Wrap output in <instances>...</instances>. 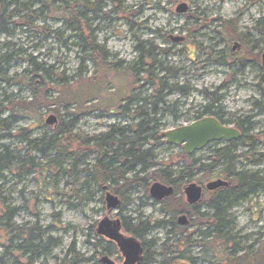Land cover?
I'll return each mask as SVG.
<instances>
[{
	"label": "rangeland",
	"instance_id": "1",
	"mask_svg": "<svg viewBox=\"0 0 264 264\" xmlns=\"http://www.w3.org/2000/svg\"><path fill=\"white\" fill-rule=\"evenodd\" d=\"M62 1L70 2L71 8L82 13L80 22L90 30L96 44L106 51L109 68L102 67L97 56L95 63L82 61L87 53H81L71 45L74 41L68 39L71 33L65 30L64 20L68 16L62 10ZM85 2L88 3L87 9L81 8L82 1L24 0L30 5L29 9L11 17L5 22L7 34L0 33V56H8L7 63H0V101L7 96L10 101L4 103L7 108L17 99L28 104L32 99L31 90H34L38 92L41 104L38 111L29 109V115L17 118L15 123L7 121L8 129L0 131L3 136L0 149L5 147L12 155L19 156L27 169L23 173L29 171L27 174L4 173L0 182L8 205L18 209L14 222L28 227L37 224L46 230L45 238L55 241V246L36 264H58L72 244L80 258L88 259L96 243L91 226L96 228L104 217L115 219L118 210L105 208L104 201L100 200L102 193L90 197L78 191L79 184L85 180V175L80 172L93 163L95 154H86L77 162L75 171L78 174L69 175L72 158L61 156L54 150L40 155L28 141L44 133L51 134L55 127L44 123L50 116L56 119L53 125H58L59 120H72L68 114H75L78 122L73 132L87 137L104 134L111 127L129 126L131 120L122 111L126 101L133 97L149 98L157 89L156 85L145 83V75L127 72L138 62V46L153 49L154 76H162L158 66L172 67L176 75L167 84L183 87L188 92L186 96L176 91L167 93L165 107L169 110L157 116L161 118L159 131L196 121V115L210 103L205 93H216L215 107L222 112L219 123L234 128L237 122L247 120L244 129H249L231 152L234 159L230 166L236 172L254 173L264 178V161L251 162V159L258 160L264 155V69L261 64L264 34L254 30L256 21L264 17V0ZM182 7L185 11L179 13L177 10ZM35 10L39 12L31 14ZM175 38L183 40L175 41ZM163 51H167V55H163ZM29 61L47 71L45 75L34 76L31 90L24 85L25 71L31 68ZM149 62L144 59L142 64L145 66ZM43 82L45 86L40 88ZM7 116L8 111L0 116V120H6ZM223 146L225 142L211 143L190 158L181 155L183 151L179 146L163 145L155 149L154 165L145 174L149 185L147 189L138 186L131 193L132 203L126 209V216L133 223L141 221L151 227L170 218V212L175 210L176 223V218L184 214L182 202L185 199L182 202L176 199L175 206L170 205L167 212L161 211L148 195L150 185L156 182L154 173L166 167L179 171L189 166L192 159L209 163V153ZM224 168L225 165L217 167L212 171L213 176L193 172L191 182L207 184ZM206 195L203 201L208 200ZM202 212L209 213L204 207L200 210ZM226 215L232 222L228 233L231 244L227 246L203 241L186 249L182 240L197 229L196 223L200 221L196 218L187 227L186 234L181 238L176 235L177 241L172 239L165 250L161 244L168 227L151 229L144 239L155 242L153 264H171L172 256H177L178 251H183L194 264H206L210 260L220 264H264V193L234 204ZM191 238L195 240L197 236L191 235ZM6 240L1 232L0 256L5 252ZM237 246L235 255L227 256V252ZM173 250L175 252L171 255ZM111 259L116 264L123 261L120 254ZM4 260L7 264L26 263L17 254L7 255ZM82 263L94 264L95 260Z\"/></svg>",
	"mask_w": 264,
	"mask_h": 264
},
{
	"label": "trees",
	"instance_id": "2",
	"mask_svg": "<svg viewBox=\"0 0 264 264\" xmlns=\"http://www.w3.org/2000/svg\"><path fill=\"white\" fill-rule=\"evenodd\" d=\"M78 1H82L81 8H88V3H83L85 0H73L74 3ZM62 5L63 12L65 14L67 13L68 16V19L64 20L65 30L71 33L68 39H72L76 42H73L71 45L80 49L81 53H87V55L84 54L85 56L82 58V61L88 60L95 63L94 59H96L95 56H97L100 63H102V67L107 66L109 68L106 51L103 47L96 44L95 38H91L90 30L88 28L86 30L80 22L79 18L82 13L77 12L75 8H71L69 6L70 2L62 1ZM29 6V4L24 3V0H0V33L7 34L8 30L5 22H8L11 17L19 15V13L26 8L29 9ZM37 12H39V10L31 12V14H36ZM254 30L264 34V17L256 21ZM56 32L58 31L56 30ZM136 51L139 55L138 62L136 64L134 63L135 65L133 67L127 69V72L130 70L134 75H145L147 77L145 83L156 85L157 89L154 95L150 94L149 98L136 99L133 97L126 101L122 111L124 114L126 113V117L131 120L129 126H124L119 129L111 127L110 130L104 134L87 137L73 132L78 122L77 116L75 114H68L72 118V120L68 122L59 120L58 125H47L44 122L45 125L55 127V129L51 131V134L44 133L39 137L30 139L28 143L32 145L33 150L37 151L40 155L44 156L46 153L54 150L61 156L72 158L71 166L68 170L69 175L78 174L75 171V167L77 166V162L83 159L86 154H95L96 156L93 163L85 166L80 172L85 175V180L81 181L79 184L78 191H82L90 197H93L97 192L102 193L100 200L103 201V194H105V192L108 191L114 194L119 199V207L116 216L121 220L122 230L141 242L143 254L139 264H153L155 263L154 256L156 253L153 252L152 249L155 246V242L146 240L144 237L151 229L169 228L167 224L168 221L162 220L156 222L155 225L151 227L147 223L141 221L133 223V220L126 216V209L132 203L130 195L135 191L136 187H145L147 189L149 180L145 174L148 169L154 165V151L158 147L166 145L161 138L162 132L159 131L158 123L161 121V118L157 116L160 114L163 115L164 112H168L169 110V108L165 107L167 93L176 91L180 95L186 96L188 92H186L183 87L179 88L175 84H167L168 80L176 75V71L172 67L158 66L157 70L159 73H162V76H154L153 69L156 62L151 60L154 53L152 48L138 46ZM162 54L167 55V51H163ZM144 59L150 61L145 66L143 65L144 63L142 64ZM7 62L8 56L1 55L0 63ZM28 65L31 68L25 71L27 75L24 77V85L26 89L31 90L30 83L35 79L34 76L38 74L45 75L47 71L32 61H29ZM262 79H264V75ZM3 81L8 80L3 79ZM155 81H157V83H155ZM44 86L45 83L43 82L40 88ZM31 94L32 99L28 104L22 99H17L15 103L9 104V108L4 106V103L10 102L8 101V97L4 96L3 100L0 101V116L7 111L8 116L6 120H0V131L8 129L6 125L7 121L10 120L15 123L17 118L20 119L29 115V109H36V111H38L41 105L37 98L38 92L35 93L34 90H31ZM205 96L210 100V103L205 106L202 113L197 114L194 119L210 116L221 121L222 118L220 115L222 112L219 108L215 107L218 101L217 94H208L206 92ZM130 105L133 106L130 107ZM172 112L173 111L170 113ZM246 123L247 120H243L235 124V128L240 130L242 134L240 137L241 139L244 137L245 133L249 131V129H244ZM2 137L3 136L0 134V140ZM245 139H248V137L245 136ZM238 140L227 142L225 146L213 149L207 157L209 163H201L200 160L192 159L190 160L191 163L189 166L175 171V175H177L175 176V200H180L177 195L181 193V186L191 180V173L193 172L191 169L196 166L197 168L194 169V171L209 176L211 175V171L219 166L225 165V168L219 170L218 174L223 176L224 180L230 183V186L218 188V190L210 194L208 200L202 201L194 210L182 211V213L188 215L189 223L184 227H179L175 223V229H178V231L175 230V238L176 235H179L181 238L182 235L186 234L187 227H190V225L194 223L193 218L200 221L196 223L197 229L195 232L183 238L182 241L186 249L191 246H198V244L203 241L207 243L214 242L216 245L221 246H224V244L225 246L230 245L231 242L228 239V233L232 222L228 219L226 212L234 204L242 203L250 197H255L258 194L264 193V178L254 173L236 172L229 164L234 159V155L231 152L236 149ZM181 155L185 158L189 157L184 153ZM246 159L245 161L247 162ZM258 161H264V155H260L258 160L251 159L253 163ZM22 162L24 161L19 156L12 155L7 148L2 147L0 149V182L3 180L4 173H23V171H26L27 169H24L25 166H23ZM30 167L31 169H35L34 166ZM28 172L23 174H27ZM158 174L160 178L157 180L174 184L171 176L172 171L167 169ZM200 207H205L209 213H200ZM162 209L167 211L165 204ZM17 210V208L8 205L0 186V233H4L7 239L5 252L3 256H0V264H7L4 258L7 255L13 254H17L20 259H24L26 262L25 264H36V261L40 258H44L50 252V249L55 246V241L50 237L45 238L46 230H42L37 224L29 227L16 225L14 218ZM173 212L172 210L170 214L173 215ZM91 230L95 232V226H91ZM191 235H196L197 239L191 240ZM94 237L96 239V243L93 245L94 252L88 259L80 258L75 251L74 244H72L64 256L59 260L58 264H83V261L88 260H95L94 264H100L98 261L99 256L108 255L109 257H113L117 255L118 252L113 243L106 241L96 233ZM172 239L171 230H167L166 238L161 244L163 250L166 249L167 243L172 241ZM236 249H238V246L230 249V253L227 252V256L235 255ZM174 252L175 250H173L171 255ZM184 255L183 251H178L177 256H172L171 264H173L174 261H184L194 264L191 258H186ZM207 263L220 264L218 262L215 263L213 260Z\"/></svg>",
	"mask_w": 264,
	"mask_h": 264
},
{
	"label": "water",
	"instance_id": "3",
	"mask_svg": "<svg viewBox=\"0 0 264 264\" xmlns=\"http://www.w3.org/2000/svg\"><path fill=\"white\" fill-rule=\"evenodd\" d=\"M179 13L185 11V7L177 10ZM175 41H182V38H175ZM261 64L264 69V53L261 55ZM56 119L50 116L45 123L53 125ZM161 138L167 145L181 147L186 155L197 152L213 142H231L240 138V132L235 128L221 125L215 118L205 117L188 125L180 126L161 133ZM229 183L223 180H215L205 185L207 191H214L220 187H227ZM153 199L159 201L172 194L170 187L154 183L149 189ZM186 201L190 205L200 202L202 197L201 187L195 183L187 185L184 189ZM105 207L108 211L116 210L119 207V199L110 192H105ZM185 217L179 218V223L184 224ZM96 234L113 242L123 258L122 264H137L140 262L142 248L137 240L127 237L121 233V224L118 219L102 218L96 227ZM99 262L101 264H116L108 256L103 255ZM187 264V263H180Z\"/></svg>",
	"mask_w": 264,
	"mask_h": 264
},
{
	"label": "flooded vegetation",
	"instance_id": "4",
	"mask_svg": "<svg viewBox=\"0 0 264 264\" xmlns=\"http://www.w3.org/2000/svg\"><path fill=\"white\" fill-rule=\"evenodd\" d=\"M203 118V117H202ZM202 118H200V119H202ZM200 119H194V120H200ZM235 129H237V128H235ZM238 130V129H237ZM239 132H240V130H238ZM240 134H241V132H240ZM242 135V134H241ZM241 137V136H240ZM192 155V154H191ZM190 156V155H189ZM246 162V161H245ZM170 170V171H172V180H173V182H174V184L173 183H167V182H162V181H159V180H157V179H159L160 178V176H159V174L158 173H161V172H163V170ZM215 170V169H214ZM169 172V171H168ZM167 172V173H168ZM193 172H196V171H193ZM193 172L191 173L192 174V178H193ZM213 172L211 171V176H213ZM175 176H177V175H175V168H170V167H166V168H164V169H162V170H160V171H156V173H154V178H155V180H156V182L155 183H159L160 185H162V186H165V187H170L171 189H172V194L171 195H169V196H166V197H164V198H162L161 200H159V201H157V200H155V199H153L152 197H151V195H150V192H149V189H150V187H151V185L152 184H154V183H152L151 185H150V187H149V189H148V195H149V197H150V199H152L154 202H155V204H158L159 206H160V210L161 211H163V212H167V211H165V210H163L162 208H163V206H164V204H165V206L168 208L170 205L171 206H175ZM192 178H191V180H192ZM218 179H220V180H223V181H226V180H224V178H223V176H221V175H219L218 173L216 174L215 173V175H214V177H213V179H211V180H209V182H211V181H215V180H218ZM191 180L189 181V182H186V183H184L182 186H181V193L180 194H178L177 195V197H179L180 198V201L181 200H183V199H185L183 202H182V204L184 205V207H185V210H190V211H192V210H194L195 208H197V206L204 200V195L205 194H208V196H207V198H209L210 197V194H212L213 192H215L216 190H218V189H216V190H214V191H207L206 189H205V185L206 184H196L197 186H199V187H201V191H202V197H201V200H200V202H198V203H195V204H192V205H190L189 203H187V201H186V196H185V193H184V189H185V187L187 186V185H189V184H191V183H194V182H191ZM158 181V182H157ZM226 182H228V181H226ZM229 183V182H228ZM229 186H230V183H229ZM104 198H105V194H104ZM182 198V199H181ZM171 203H170V202ZM169 202V203H168ZM105 203V202H104ZM167 203H168V206H167ZM205 208V207H204ZM206 209V208H205ZM116 210H118V208L116 209ZM200 210H201V207H200ZM207 210V209H206ZM182 211H184V210H182ZM203 213V212H202ZM117 214V213H116ZM116 214H115V219H118L119 221H120V224H121V220H120V218L118 217V216H116ZM182 216H184L185 217V223L184 224H180L179 223V218L180 217H177L176 218V225H178L179 227H184V226H186V225H188V223H189V218H188V215L187 214H182ZM163 221H168V225H169V230H171V236H172V238H173V240L175 241V210H174V212H173V215L172 216H170V218H168L167 220H163ZM96 227H97V224H96ZM95 233H96V228H95ZM121 233L124 235V231L122 230V227H121ZM125 234H128V233H125ZM129 235V236H128ZM127 235V237H131V238H134L133 236H131L130 234H128ZM99 236V235H98ZM126 236V235H125ZM100 237H102V236H100ZM104 238V237H103ZM105 239V238H104ZM135 240H137L136 238H134ZM106 241H109V240H107V239H105ZM138 242H139V244H140V246H141V242L139 241V240H137ZM109 242H111V241H109ZM111 243H113V242H111ZM114 244V243H113ZM115 245V244H114ZM116 246V245H115ZM141 248H142V246H141ZM116 249H117V247H116ZM117 252H118V249H117ZM117 254H120L119 252L117 253ZM142 254H143V248H142V253H141V256H140V261L142 260ZM103 256V255H102ZM102 256H100L99 257V259L102 257ZM106 256H108V255H106ZM121 256V255H120ZM109 257V256H108ZM112 257V256H111ZM111 257H109L110 259H111ZM121 258H122V256H121ZM123 259V258H122ZM112 260V259H111ZM99 261V260H98ZM123 262V261H122ZM100 263V262H99ZM140 263V262H139ZM139 263H137V264H139ZM180 263H187V264H190L189 262H184V261H177V262H173V264H180ZM101 264V263H100ZM122 264V263H121ZM206 264H208V263H206Z\"/></svg>",
	"mask_w": 264,
	"mask_h": 264
}]
</instances>
